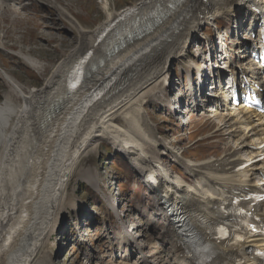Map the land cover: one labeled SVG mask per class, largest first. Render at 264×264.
Segmentation results:
<instances>
[{
	"label": "bare ground",
	"instance_id": "obj_1",
	"mask_svg": "<svg viewBox=\"0 0 264 264\" xmlns=\"http://www.w3.org/2000/svg\"><path fill=\"white\" fill-rule=\"evenodd\" d=\"M1 1L0 8L13 2ZM35 1L48 6L46 8L56 9L62 17L70 16L56 0ZM256 1L142 0L120 13L109 12L107 20L93 32L81 28L80 46L77 45L55 67L41 89L23 94L12 83V91L17 92L22 103L14 104L10 94L0 103V176L7 167L5 160L12 161L11 173L14 174V183L18 184L13 185L14 199L10 198L6 206L0 207V264H51L47 262V253L38 256L37 251L49 235V226L64 201L67 182L72 177L70 174L78 167L83 155L93 152L102 141L112 144L118 153L132 162L138 175L145 178L146 184L153 190L154 210L163 219V232L158 238L161 247L153 256L144 253L148 249L144 242L155 235L158 218L150 215L148 210L139 209L141 218L138 224L134 228L123 225V244L133 248L132 251H125L124 259L137 255V264H195L190 255L194 247L179 231L175 215H182L185 218L183 226L190 227L198 237L207 240L209 224L223 219L219 206L229 200V191L235 185L256 186L254 176L264 180V161L254 166L251 178L242 179V174L225 173L220 168L215 170L211 160L196 161L190 167L180 156L168 150L186 174L202 182L201 189H191L187 177L180 176L176 170L178 176L189 183L172 176L162 159H159L163 163H160L159 169L153 156L145 154L146 142H150L155 149L163 142L151 129L153 126L147 124L143 103L132 96L138 92L136 90L142 89L145 82L158 78L155 76L160 75L172 60L185 57V46L201 24L222 17L231 20L246 12L251 14L250 22L244 29L239 26L238 30H245L251 35L263 11ZM71 18V23L77 25V19ZM97 37L99 42L95 41ZM245 39L250 40V37ZM118 41L122 49L114 56L107 54ZM245 44L242 49L233 50L239 62L238 66L232 67V72L237 75L239 69L242 74L239 86L242 88L246 84L244 91L257 86L263 88L259 67L249 60L246 52H238L246 51L244 49L249 43ZM21 56L30 66L38 67L30 56ZM99 59L105 64L98 61L101 65L97 66L95 62ZM247 59L251 62L250 68L243 64ZM206 105L207 101L203 107ZM124 108L128 111L124 114L129 120L127 128L118 124L116 116ZM218 114L224 124L229 125L228 131L230 129V135L234 137L233 148L224 152L223 158L231 155L232 159H242V154L256 156L258 151L254 146L264 142V115L243 107L235 113ZM240 134H243L241 138ZM240 147H244L242 152ZM56 153L61 161L56 164L55 171H50ZM232 162L229 160L227 167ZM80 179L87 178L81 175ZM87 181L93 187L97 186L95 177ZM73 204L84 210L83 206ZM116 209L113 205V210ZM261 210L264 213V205ZM245 240L240 248L210 242L218 256H232L235 252L244 259V264H259L251 257L249 249L261 246L264 237Z\"/></svg>",
	"mask_w": 264,
	"mask_h": 264
},
{
	"label": "rangeland",
	"instance_id": "obj_2",
	"mask_svg": "<svg viewBox=\"0 0 264 264\" xmlns=\"http://www.w3.org/2000/svg\"><path fill=\"white\" fill-rule=\"evenodd\" d=\"M107 1L108 3L106 0H56V3L71 17L77 19V25L71 23L73 19L70 16L62 17L56 9L46 8L48 6L39 4L35 0H13L9 5L4 4L8 8H0V103L7 94L12 96L14 104L22 103L17 92L12 91V83L18 86L23 94H27L32 89H41L55 67L77 45L80 46L81 28L93 32L107 20L109 12L120 13L142 0ZM250 17L251 14L244 12L231 20L217 18L223 27L221 30L216 28V22L213 20L201 24L190 38L189 44L185 46V57L177 61L172 60L160 75H154L158 78L151 81L148 78L149 83L144 81L145 85L139 89L140 92L136 90L138 92L132 96L135 100H140L139 103H143L145 116L148 115L156 125L151 129L156 133L159 130L158 137L163 145L155 149L150 142H146L144 147L147 157L153 156L159 169L160 163L163 164L164 161L172 176H178L179 171L183 174L180 176H186L187 172L182 170L179 164L174 163L176 160L168 150L178 155L183 154L193 161H203L218 158L233 148L231 146H234V137L230 135L231 130L228 131L229 125L224 124L218 114H223V111L217 112V109L211 112L210 108H206L205 111L201 108L197 109L200 106L197 105L195 108L192 105L195 102H192L187 95L192 92L193 87L195 88L194 73L199 70L205 75L210 73L209 49L211 47L217 49L215 43L217 37L221 40L219 35H222L229 48H235L236 44L246 36L243 35V31L240 35L236 34L237 21L245 25L250 21ZM95 41L99 42V38L97 37ZM21 55L33 58L38 63V67L30 66ZM214 62L216 65L223 63L219 58H214ZM250 63L248 59L243 62L247 68L251 67ZM207 92H211L210 89ZM196 96L199 97L197 91ZM124 99L126 102L129 101L128 98ZM205 101L208 104V99L203 100V103ZM127 112V108H124L116 113L118 124L125 128L129 127V120L125 117ZM147 124L150 125L149 122ZM240 135L241 138L243 134ZM94 150L84 154L78 167L70 174L72 177L67 182L64 201L58 207V213L49 226L50 233L45 238L46 241L44 240L37 251L38 256L47 253L48 263H139L137 255L134 258L124 259L125 251H132L133 248L123 244V225L126 228H134L141 218L139 209L148 210L150 215L159 220V223L155 224V235L144 242L148 248L144 253L153 256L161 247L158 238L163 232L164 227L161 224L163 219L158 217V212L154 210L152 188L148 187L145 178L138 175L132 162L118 153L112 144L102 141ZM57 155L59 156L56 153V157L52 159L54 163L50 171H55L58 167L56 164L61 161ZM8 161L5 160L7 169L5 168L0 176L1 208L11 201L10 198L14 199L13 185L18 184L14 183V174L11 173L12 161ZM2 162L4 165V160ZM86 172H88L87 176ZM81 175L87 179L95 177L97 186L93 187L87 179H80ZM180 176L178 177L181 180L189 183ZM188 177L191 189L202 188V182L199 183L196 179ZM48 182L50 183L49 179ZM48 182H46L47 186ZM73 202L80 207L83 206L84 210L76 208ZM113 205L117 207L116 211L113 210ZM156 225L160 226V229H157Z\"/></svg>",
	"mask_w": 264,
	"mask_h": 264
},
{
	"label": "water",
	"instance_id": "obj_3",
	"mask_svg": "<svg viewBox=\"0 0 264 264\" xmlns=\"http://www.w3.org/2000/svg\"><path fill=\"white\" fill-rule=\"evenodd\" d=\"M132 36H130V38H131ZM122 49V46H121V42L120 41H118V42H116L115 44H113L112 46H111V50L109 51V55L110 56H114V54L116 53V52H118L119 50H121ZM99 62H102V60H100ZM96 63V62H95ZM97 64V66H99V65H101L100 63H96ZM96 64H93V66H96ZM105 64V61L104 62H102V65H104Z\"/></svg>",
	"mask_w": 264,
	"mask_h": 264
},
{
	"label": "trees",
	"instance_id": "obj_4",
	"mask_svg": "<svg viewBox=\"0 0 264 264\" xmlns=\"http://www.w3.org/2000/svg\"><path fill=\"white\" fill-rule=\"evenodd\" d=\"M123 168L125 167V166H122Z\"/></svg>",
	"mask_w": 264,
	"mask_h": 264
}]
</instances>
